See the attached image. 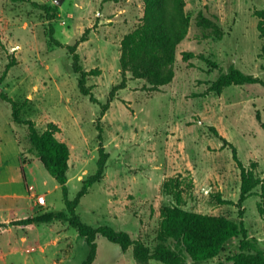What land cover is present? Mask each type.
<instances>
[{
    "label": "rangeland",
    "instance_id": "obj_1",
    "mask_svg": "<svg viewBox=\"0 0 264 264\" xmlns=\"http://www.w3.org/2000/svg\"><path fill=\"white\" fill-rule=\"evenodd\" d=\"M33 1L56 8L57 17L49 20L30 3L0 0V94L17 101L21 117L33 120L40 132L50 122L61 128L57 137L71 153L68 188L73 199L83 180L97 169L101 107L80 93L71 55L50 42V27L65 45L91 29L78 53L85 70L101 69L88 85L105 103L112 87L121 82V40L141 23L144 4L142 0ZM185 10L191 27L177 49L173 82L150 92L144 81L128 74L127 88L117 92L100 121L109 156L105 176L77 208L83 222L127 231L151 248L158 241L160 208L174 204L163 190L170 179L182 181L185 209L240 221L237 206L217 200L220 196L238 202L241 177L232 151L210 132V126L237 148L245 166L257 162V171L264 176V86L233 85L221 94L207 92L231 67L264 81V39L255 16L264 10V0H186ZM200 12L221 29V39L197 25ZM183 52L195 57L185 61ZM9 63L13 65L3 77ZM27 134L26 126L13 122L10 105L0 97V193L8 194L0 196V222L7 223L0 227V264H81L88 246L67 222L10 225L65 210L60 185L31 151ZM43 195L46 205L39 206L37 198ZM259 201L253 195L244 202L243 220L251 247L264 253ZM240 240H231L212 260L190 262L230 264L228 257ZM97 244L94 264H137L132 248L123 252L102 236Z\"/></svg>",
    "mask_w": 264,
    "mask_h": 264
},
{
    "label": "trees",
    "instance_id": "obj_2",
    "mask_svg": "<svg viewBox=\"0 0 264 264\" xmlns=\"http://www.w3.org/2000/svg\"><path fill=\"white\" fill-rule=\"evenodd\" d=\"M26 2L43 10L49 20L58 15L56 8L46 4H39L33 0H13ZM144 4L141 23L121 40L120 48V73L121 82L112 87L108 99L101 103L94 95L93 88L88 85L90 77L101 75V69L85 70L81 64L78 47L88 40L91 29H87L83 35L72 45H65L54 37V29L50 27V42L56 46L65 48L72 58V70L77 75L78 89L83 96L101 107L98 118L99 158L96 171L86 177L81 189L76 196L69 197L68 171L70 168V148L67 143L58 139L57 134L61 128L50 122L40 132L33 120L21 117V106L6 93H1L2 100L7 102L12 110V120L20 126L28 129L27 138L31 144V151L44 165L45 169L60 185L65 203L64 211H49L10 222V225L31 226L39 224H51L55 222H67L76 229L79 236L86 240L88 254L81 264H94L98 255V236L106 238L109 242L117 244L123 252L132 248L133 257L137 264H150L157 261L163 264H192L191 262H207L219 256L225 245L231 240L241 238L238 249L228 257L230 264H264V253L253 249L252 238L243 220L244 202L251 196L257 195L260 201L257 204L258 212L264 215V176L258 173V163L251 162L245 166L239 159L237 148L229 142L219 131L210 126L209 130L228 147L233 154V159L240 170V196L238 202L222 199L217 196L219 204L235 205L239 209L240 221H235L224 215H211L189 211L184 207L182 181L170 179L163 185V190L174 198V204L160 208V224L157 235V243L151 248L140 239H134L127 231L117 230L110 225L93 227L81 220L77 214V208L81 199L88 194L89 189L102 181L108 161V153L103 145L100 121L118 91L127 88L128 74L132 80H142L146 83L147 91L159 92L164 86L171 84L175 77V62L178 46L186 39L191 27L190 17L186 13V0H142ZM259 18L258 31L261 39H264V10L256 11ZM197 25L204 29H210V34L218 39L222 38L221 29L202 12L197 17ZM264 54V48H263ZM185 61L195 57L192 52H183ZM212 67L216 64L208 59ZM12 63L6 66L3 72L5 77L12 67ZM264 86V81L257 76L247 74L231 67L227 72L221 73L209 86L207 92L221 94L224 89L233 85ZM259 188V192L255 190ZM6 224H0V227ZM255 241V240H254ZM191 261V262H190Z\"/></svg>",
    "mask_w": 264,
    "mask_h": 264
},
{
    "label": "built area",
    "instance_id": "obj_3",
    "mask_svg": "<svg viewBox=\"0 0 264 264\" xmlns=\"http://www.w3.org/2000/svg\"><path fill=\"white\" fill-rule=\"evenodd\" d=\"M37 203L39 206H45L46 205V197L43 195V196H39L37 198Z\"/></svg>",
    "mask_w": 264,
    "mask_h": 264
},
{
    "label": "crops",
    "instance_id": "obj_4",
    "mask_svg": "<svg viewBox=\"0 0 264 264\" xmlns=\"http://www.w3.org/2000/svg\"><path fill=\"white\" fill-rule=\"evenodd\" d=\"M3 195H8V194H3V193H0V196L2 197ZM2 218V216H0ZM22 219H25V218H22ZM18 220H21V219H18ZM15 221V220H14ZM12 222V221H11ZM0 224H7L6 222H0ZM4 227V226H3Z\"/></svg>",
    "mask_w": 264,
    "mask_h": 264
},
{
    "label": "water",
    "instance_id": "obj_5",
    "mask_svg": "<svg viewBox=\"0 0 264 264\" xmlns=\"http://www.w3.org/2000/svg\"><path fill=\"white\" fill-rule=\"evenodd\" d=\"M1 90V89H0Z\"/></svg>",
    "mask_w": 264,
    "mask_h": 264
}]
</instances>
